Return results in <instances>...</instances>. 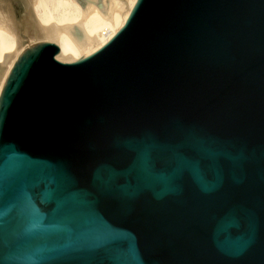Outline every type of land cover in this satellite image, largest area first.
Returning a JSON list of instances; mask_svg holds the SVG:
<instances>
[{
  "label": "water",
  "instance_id": "water-1",
  "mask_svg": "<svg viewBox=\"0 0 264 264\" xmlns=\"http://www.w3.org/2000/svg\"><path fill=\"white\" fill-rule=\"evenodd\" d=\"M0 97V264H264V0H139Z\"/></svg>",
  "mask_w": 264,
  "mask_h": 264
},
{
  "label": "bare ground",
  "instance_id": "bare-ground-1",
  "mask_svg": "<svg viewBox=\"0 0 264 264\" xmlns=\"http://www.w3.org/2000/svg\"><path fill=\"white\" fill-rule=\"evenodd\" d=\"M139 0H0V97L19 59L34 46L60 48L56 60L80 61L106 44Z\"/></svg>",
  "mask_w": 264,
  "mask_h": 264
}]
</instances>
